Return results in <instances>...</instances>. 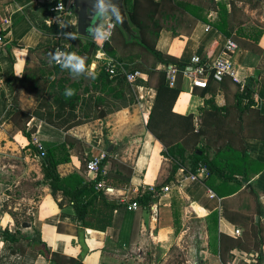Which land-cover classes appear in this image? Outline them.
I'll list each match as a JSON object with an SVG mask.
<instances>
[{
  "label": "crops",
  "instance_id": "1",
  "mask_svg": "<svg viewBox=\"0 0 264 264\" xmlns=\"http://www.w3.org/2000/svg\"><path fill=\"white\" fill-rule=\"evenodd\" d=\"M50 1L0 2V37L3 39L0 44V226L15 231L18 224L16 215H24L26 220L22 223L31 225L28 229L23 228L24 233L40 235L50 254V259H47L31 248L23 254H13L10 243L1 241L0 264H62L51 260L53 254L81 264H110V257H115L116 250H136L147 237L150 245H172L177 237L176 217L179 228L183 226L182 231L191 219L202 222L206 264H223L219 255V234L239 237L234 234L235 230L242 231L245 220L251 216L255 217L260 239L264 240V140L227 135L223 116L221 119L215 117L217 121L207 113L203 121L200 119L198 122L199 114L208 100H213L220 108L226 106L225 93L214 87L211 88L212 93L202 95V90L194 87L187 76L182 78V92L173 111L182 116L194 114L197 130L202 132L206 143L214 151H222L228 146L235 151L229 150L220 156L221 161H229L231 169L238 172L233 176L235 180H227L217 174L209 176L205 168L199 169L197 174L183 169L172 173L174 162L165 155L166 148L148 129L157 95L156 78L149 87L136 85L133 88L136 104L112 112L103 119H92L68 133L36 118L29 123V129H37L32 136L36 146L42 142L63 144L68 135L72 142H80L71 150L70 161L57 168L62 179L81 169L85 157L91 156L93 160L101 154L133 169L127 186L122 182L127 179L124 174L113 168L111 162L105 165L104 170L107 175L109 173L108 181H102L104 184L101 183L103 185L98 188L105 190L104 196L109 201L122 205L114 212L112 226L105 231L79 226L73 202L64 192H54L46 183L43 158L35 153L29 139L11 122L14 115L12 99L16 94L12 78L24 74L27 50L59 44L70 46L73 41L72 37L64 36L61 29L42 30L36 25V8ZM253 7L249 9L247 6L242 10L253 25L264 30V14L256 17L254 11L258 6ZM202 15L213 24L219 18L215 11L205 10ZM97 39L101 46V39ZM228 40L231 38L216 27L198 20L192 28L182 29L179 35L163 30L156 49L190 68L196 56L201 57L210 69L220 59L230 61L233 67V75L230 76L236 82L246 85L250 78L258 81L254 99L257 109L264 115V34L256 46L262 53L253 52L251 48L234 41L238 49L229 54ZM108 58L105 55L102 59ZM131 60L134 59L123 58L122 63L135 67L140 62L139 59ZM22 99L33 106L30 96ZM242 154L246 157L245 165L239 159ZM221 171L226 175V170ZM245 174L250 178L248 182L243 181ZM88 177L94 179L95 174L88 172ZM208 178L211 187L204 183ZM239 184H242V188L231 194L230 190ZM165 187H170V191L165 192ZM106 188L112 189V192H106ZM152 189L159 190L160 194L157 195ZM250 191L257 200L250 196ZM146 192L153 194L154 201L141 204L137 210H129V204ZM258 209L260 213L257 215ZM214 216L218 217V223L214 221ZM80 238L84 239V249L80 245ZM260 253L264 254V244ZM232 256L234 259L229 263L235 264H254L257 258L255 252L248 254L238 249L232 251Z\"/></svg>",
  "mask_w": 264,
  "mask_h": 264
},
{
  "label": "trees",
  "instance_id": "2",
  "mask_svg": "<svg viewBox=\"0 0 264 264\" xmlns=\"http://www.w3.org/2000/svg\"><path fill=\"white\" fill-rule=\"evenodd\" d=\"M14 1L18 0H0L4 3ZM125 5L137 35L129 40L124 31L116 26L111 41L104 43L102 47L106 55L114 61L115 75L108 73L105 67H101L93 72L94 78L83 75L73 78L69 71L63 70L53 59L54 53L61 50L86 58V64L90 66L93 55L100 49L98 36L90 38L78 35L76 22L69 20L61 29V33L73 38L71 45L59 44L58 46L49 45L28 49L24 74L22 77L13 76L12 78L16 94L12 99L14 115L11 122L29 139L30 147L35 153L43 158L46 183L54 192L60 190L70 198L81 228L100 231H105L112 226L114 212L122 207L118 203L109 201L104 196L105 190L98 188L99 183L108 181L109 173L108 175L102 174L105 165L111 162L113 168L116 167L119 173L124 174L127 179L122 182H125L127 186L130 183L133 169L106 156L99 173L95 174L94 179H90L87 165L92 158L87 156L83 160L81 169L62 179L57 168L60 164L70 161L71 150L80 142H72L73 140L68 135L63 144L42 142L40 146H36L32 142V136L36 134L37 129L35 127L29 129V123L36 118L68 133L76 126L92 119H103L112 112L132 106L137 101L133 84L127 80L126 72L140 71L143 77L138 79L135 85L149 87L154 78L157 81V95L148 121V129L166 148L165 155L174 162L172 173L183 169L185 172L197 174L199 169L205 168L209 176L217 174L227 180H235L233 176L238 172L231 169L229 161L224 162L220 159V156L227 151H235L229 146L222 151H214L206 143L202 132L197 130L194 114L182 116L174 113V105L182 92L181 81L184 72L190 67H186L172 56L157 51L156 44L163 30L179 35L182 29L192 28L198 20H202L216 27L231 40L236 41L238 45L251 48V51H256V53H262V50L256 46L264 30L253 25L249 17L233 0H126ZM205 10L218 12V21L213 24L205 18L202 15ZM44 23L43 27L39 26L38 22L36 25L42 30L53 29L47 26L45 20ZM1 34L4 32L1 31ZM6 50L9 53L7 47ZM133 56L140 57V63L135 67L122 63L123 58ZM159 66L163 68L160 69ZM172 67L179 70L176 84L173 87L167 81V72ZM144 76H147L146 80ZM257 85L258 81L255 78H250L246 85H242L230 75L224 76L221 82H217L213 79L212 72H208L207 86L201 89L202 95L212 93L211 88L216 87L225 93L226 106L220 108L213 100H208L199 114L198 122L207 113L213 119L215 117L221 119L223 116L226 121L224 132L227 135L264 140V115L257 109L254 99ZM69 88L75 93L70 97L64 94ZM24 96H30L36 106L29 110L21 106V99ZM93 108L95 110L92 112ZM215 120L218 121V119ZM242 155L239 159L245 165L246 157L245 154ZM223 169L226 170V175L222 173ZM209 179H206L204 183L211 187ZM249 179L245 174L243 181L248 182ZM241 188L242 184H239L233 187L230 193L237 192ZM249 194L257 200L253 192L250 191ZM152 201H154L153 194L146 192L135 202L140 206ZM256 213L258 215L260 209ZM224 217L230 218L227 215ZM213 219L218 223L217 216ZM245 221L239 237L219 234V255L223 264L233 261L232 251L235 249L248 254L255 252L259 257L263 254L260 251L264 240L260 239V229L255 217L251 216ZM175 223L176 235H178L180 228L177 217ZM22 224H17L15 231L0 226V241L9 242L13 254H23L31 248L50 259L48 246L42 241L41 236L34 232L24 233ZM80 245L84 249L83 238H80ZM51 260L62 264H81L79 261L56 254L52 255Z\"/></svg>",
  "mask_w": 264,
  "mask_h": 264
},
{
  "label": "built area",
  "instance_id": "3",
  "mask_svg": "<svg viewBox=\"0 0 264 264\" xmlns=\"http://www.w3.org/2000/svg\"><path fill=\"white\" fill-rule=\"evenodd\" d=\"M220 1V0H219ZM76 19L75 14V1L74 0H55L48 9L46 24L49 27H61V29L66 25V23L70 21H74ZM114 25L113 28H109V25ZM117 24L110 19H107L104 23L103 30L105 33L110 32L111 35L107 40L101 39L100 49L96 52V54L92 57L91 68L92 72L98 70L101 67H105L106 71L112 75H115L116 66L114 61L110 58L104 60L102 59L106 53L102 50L104 43L110 42L114 31L116 29ZM3 43V39L0 37V44ZM100 45V44H99ZM238 49V45L233 40H228L227 50L228 53L233 54ZM56 53V52H55ZM54 53V55H55ZM100 61H105L104 63H99ZM192 67L189 70L184 72V76L189 77L192 80L193 86L200 89H205L207 86V74L208 72H212L213 79L217 82H221L224 76L233 75V67L232 63L225 59H220L217 63L210 69L207 65L203 63L201 57L196 56L193 58ZM179 70L177 68H170L167 72V81L171 87L175 86L177 78H178ZM127 80L133 84V88L136 86L135 83L138 79L142 78L143 75L140 71H136L134 73H127ZM40 146V145H39ZM105 154H101L96 156L91 162L87 165V171L91 174H97L100 171L101 165L105 160ZM103 175H106V171H102ZM104 184V182H101ZM99 183L98 187L103 184ZM157 195L160 194L159 190L152 189ZM165 192L170 191V187L164 188ZM106 192H112V189L106 188ZM139 208L137 202H133L129 204V210H137ZM235 235H241V230L236 229L234 232ZM1 246V241H0ZM258 262V263H257ZM260 262V263H259ZM235 264V263H228ZM254 264H264V254L260 257L257 256Z\"/></svg>",
  "mask_w": 264,
  "mask_h": 264
},
{
  "label": "rangeland",
  "instance_id": "4",
  "mask_svg": "<svg viewBox=\"0 0 264 264\" xmlns=\"http://www.w3.org/2000/svg\"><path fill=\"white\" fill-rule=\"evenodd\" d=\"M233 1L237 3V6L241 10L247 6L249 9L254 8L253 6H258L256 8L257 11H254L258 18L264 14V0ZM51 2L52 0L46 4H40L38 6L39 8H36L38 25L41 27L45 26L44 20L46 18L48 6ZM74 21L76 22V19H74ZM53 29L58 30L61 29V27H53ZM132 58L134 60L131 61H136V59H139L140 61L139 56H133ZM27 101L21 99L20 104L26 110L32 109L33 106H36L35 104L31 106ZM16 219L18 224L26 220L24 215H16ZM186 225L188 228L185 227V230L183 229L184 231H182L183 226H181L180 233L177 235L176 240L172 245L168 247H160L155 244L150 245L149 237H147L136 250H128L127 252L116 250L114 252L115 257H110V264H206L204 257L205 254L203 253L206 249V240L202 222L198 219H191ZM186 229L187 232H185Z\"/></svg>",
  "mask_w": 264,
  "mask_h": 264
},
{
  "label": "water",
  "instance_id": "5",
  "mask_svg": "<svg viewBox=\"0 0 264 264\" xmlns=\"http://www.w3.org/2000/svg\"><path fill=\"white\" fill-rule=\"evenodd\" d=\"M74 1L78 35L97 38L98 30L101 29L107 19L114 21L124 31L129 40L137 35L126 9V0ZM22 227L28 229L31 225L25 222Z\"/></svg>",
  "mask_w": 264,
  "mask_h": 264
},
{
  "label": "clouds",
  "instance_id": "6",
  "mask_svg": "<svg viewBox=\"0 0 264 264\" xmlns=\"http://www.w3.org/2000/svg\"><path fill=\"white\" fill-rule=\"evenodd\" d=\"M119 19V17H117ZM114 25H109V28H113ZM111 33H105L103 29L98 30L97 36L100 39L107 40L110 37ZM53 59L59 63L60 67L63 70H67L71 73L73 78H78L80 76L92 77L94 78V74L92 72L91 66L86 64V58L77 55L76 53H68L61 50H57ZM66 96L74 95V91L72 89H66Z\"/></svg>",
  "mask_w": 264,
  "mask_h": 264
}]
</instances>
